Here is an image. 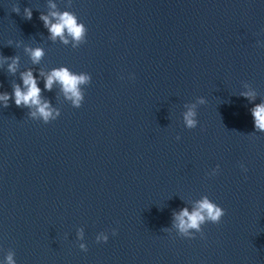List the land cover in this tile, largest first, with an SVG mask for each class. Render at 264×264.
I'll return each mask as SVG.
<instances>
[{
    "label": "water",
    "instance_id": "95a60500",
    "mask_svg": "<svg viewBox=\"0 0 264 264\" xmlns=\"http://www.w3.org/2000/svg\"><path fill=\"white\" fill-rule=\"evenodd\" d=\"M5 57L17 56L0 46V92H12L21 72L38 73L20 58L9 72ZM41 95L57 119L34 120L12 100L0 107V259L14 251L17 264H264L218 223H205L203 236L177 235L173 212L194 203L58 86ZM100 231L107 242L96 241Z\"/></svg>",
    "mask_w": 264,
    "mask_h": 264
},
{
    "label": "clouds",
    "instance_id": "9594fccd",
    "mask_svg": "<svg viewBox=\"0 0 264 264\" xmlns=\"http://www.w3.org/2000/svg\"><path fill=\"white\" fill-rule=\"evenodd\" d=\"M52 9L56 8L54 3H50ZM19 11V9H15ZM26 18L31 19V9L25 8ZM40 19L43 21L45 28H47L50 38L55 40L59 38L61 42L67 44L69 39L73 46H78L81 42L86 41L87 27L85 23L78 19V17L69 11H50L48 14H41ZM32 62L39 63L44 55V50L40 47L28 48ZM10 59L8 64V71L15 73L18 67V57H5ZM130 78H134V74H129ZM21 83H15L12 86V92H0V107H8L9 101L12 100L16 106L23 105L29 109V117L34 120H41L44 123L55 120L59 117L60 111L56 109L51 101L45 99L41 93L43 91H50L54 83L60 85L66 99L72 102V105L79 108L84 101V92L81 85L89 84L92 80L89 72H73L67 66L52 68L48 72L38 71L34 75L32 69H27L20 73ZM40 80H43V88L40 86ZM241 95L254 99L252 92H243ZM253 127L256 131L264 132V101L253 104L249 110ZM184 126L192 129L197 127L198 119L195 105L187 106L186 111L182 114ZM179 140V135L177 136ZM240 167L247 171L245 165L241 163ZM220 166L216 165L212 168L208 175H216ZM172 227L175 228L176 234L185 238H195L197 233L203 236L202 226L207 222L219 223L225 215V209L210 199L208 196L202 197L196 201L191 208L185 206L179 211L173 212ZM167 230V229H165ZM117 233L116 228L111 229V234L114 236ZM77 239L80 241L79 248L87 251V243L84 240L85 232L83 227L76 230ZM96 241L107 242L109 234L105 231H100L96 234ZM16 253L9 251L3 259H0V264H17Z\"/></svg>",
    "mask_w": 264,
    "mask_h": 264
}]
</instances>
